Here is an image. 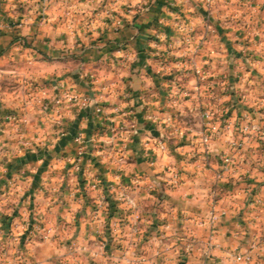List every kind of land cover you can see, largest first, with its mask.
<instances>
[{
	"label": "crops",
	"instance_id": "crops-1",
	"mask_svg": "<svg viewBox=\"0 0 264 264\" xmlns=\"http://www.w3.org/2000/svg\"><path fill=\"white\" fill-rule=\"evenodd\" d=\"M260 100L264 0H0V213H13L0 255L264 264V139L241 128L264 123ZM204 108L234 123L213 135L206 160ZM228 152L240 176L216 181ZM121 188L138 204V232L123 221ZM104 191L115 203L96 210Z\"/></svg>",
	"mask_w": 264,
	"mask_h": 264
},
{
	"label": "built area",
	"instance_id": "built-area-1",
	"mask_svg": "<svg viewBox=\"0 0 264 264\" xmlns=\"http://www.w3.org/2000/svg\"><path fill=\"white\" fill-rule=\"evenodd\" d=\"M207 5H210L212 0H205ZM191 63L193 66V69L195 73L197 74V77L199 80L203 81L204 76V70L202 67H200L193 58H191ZM71 97V95H70ZM56 102H58V98H55ZM258 105L264 109V100H260L258 102ZM201 118H202V129L198 135L199 138V144L200 147L204 153V159H207L206 150L207 145L210 141V139L213 137V135L219 130L220 127L222 128H230L233 126L234 123H232L226 116L222 114H215L214 111H212L209 108H204L201 110ZM11 117H15V115H11ZM242 130L253 133L261 138L264 139V123L262 125H257L254 122H247L245 124L241 125ZM76 140L82 141L81 136H75ZM28 143V142H25ZM228 147L230 150L238 151L243 147V141L241 139L232 138L228 140ZM158 148L162 149L164 148V143L158 142ZM81 152L82 149H79V154H77L73 160V166L75 169L80 170L81 169ZM219 166L214 170V178L216 181L224 180L229 177L237 176L239 177L240 174H238V164L235 162L233 156L228 152L227 154H224L220 158ZM2 170V169H1ZM4 171V169H3ZM137 179H135L136 181ZM179 172L178 170H173L172 178H171V184H178L179 183ZM98 186L97 181H92L89 183L88 187L90 188H96ZM147 188L149 191H153L156 189V184L154 182H149L147 184ZM83 188L77 189V191H81ZM41 190V188L39 189ZM75 193V190L72 191V194ZM116 199H120V201L123 204V208L126 210L123 221L125 224L128 225L130 232H138L139 231V220L141 219V214L138 208V204L133 197V195L129 194L128 192L124 191L123 188H121L117 194ZM111 198H109L108 195L105 194V191L101 193L96 200L95 208L96 210H107L110 204ZM112 203H115L112 202ZM218 209L216 208V204L214 200L211 202V207L208 213L209 220H213L216 216ZM2 215L0 213V225L2 224ZM11 222V221H10ZM11 238L16 240L17 234L11 233ZM46 236V234L44 235ZM236 258L239 260H242L244 262H248L251 259V256L248 253H241L237 254ZM25 264H37L35 261L24 259L23 260ZM0 264H17L16 262H11L4 258L2 255H0Z\"/></svg>",
	"mask_w": 264,
	"mask_h": 264
},
{
	"label": "trees",
	"instance_id": "trees-1",
	"mask_svg": "<svg viewBox=\"0 0 264 264\" xmlns=\"http://www.w3.org/2000/svg\"><path fill=\"white\" fill-rule=\"evenodd\" d=\"M110 204H112V202H110ZM13 213H5L2 215V220L3 222L9 223L11 221Z\"/></svg>",
	"mask_w": 264,
	"mask_h": 264
},
{
	"label": "rangeland",
	"instance_id": "rangeland-1",
	"mask_svg": "<svg viewBox=\"0 0 264 264\" xmlns=\"http://www.w3.org/2000/svg\"><path fill=\"white\" fill-rule=\"evenodd\" d=\"M218 112H219V111H218ZM218 112H217V113L215 112V114H218ZM219 114H220V113H219Z\"/></svg>",
	"mask_w": 264,
	"mask_h": 264
}]
</instances>
